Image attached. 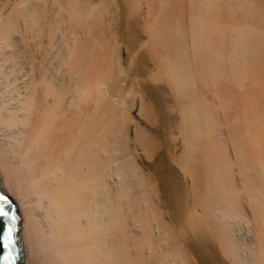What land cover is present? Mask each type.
<instances>
[{"label":"bare ground","instance_id":"6f19581e","mask_svg":"<svg viewBox=\"0 0 264 264\" xmlns=\"http://www.w3.org/2000/svg\"><path fill=\"white\" fill-rule=\"evenodd\" d=\"M219 2L0 0L24 264H264V0Z\"/></svg>","mask_w":264,"mask_h":264},{"label":"water","instance_id":"95a60500","mask_svg":"<svg viewBox=\"0 0 264 264\" xmlns=\"http://www.w3.org/2000/svg\"><path fill=\"white\" fill-rule=\"evenodd\" d=\"M0 196L7 198L8 203L4 205L9 217L0 216V264H24V252L20 243L19 230L22 222L20 211L14 200L6 193L0 184ZM14 215L13 221L10 217ZM11 227V243L7 248L4 246L5 230ZM5 255H9L10 259L5 260Z\"/></svg>","mask_w":264,"mask_h":264},{"label":"rangeland","instance_id":"374dc122","mask_svg":"<svg viewBox=\"0 0 264 264\" xmlns=\"http://www.w3.org/2000/svg\"><path fill=\"white\" fill-rule=\"evenodd\" d=\"M233 2V0H220V7L218 8L219 9V16H220V22L222 23V25H234V23L235 24H244V23H248L249 25H252L253 23H254V25H256L257 23H256V20H255V22H253L252 23V21H254V19L252 20V21H250V17H248V16H246V14L244 13V12H242V11H239L238 10V12L236 11L235 13L232 11V8H231V11H230V7H231V5L232 4H230V3H232ZM229 5V6H228ZM222 7V8H221ZM234 15V16H233ZM256 23V24H255ZM253 26V25H252ZM252 26H250V27H252ZM201 141H203L202 143L200 142V148L199 149H201V153H199V151H198V154L200 155L198 158H199V161L197 160V173L198 172H200V173H198V174H201L203 177H204V180H205V182L208 180V178H207V172L209 171V169H208V167L205 165V159H204V154L202 153V151H204L203 149H204V146H203V144L206 142V141H204V139L203 140H201ZM202 147H203V149H202ZM197 158V159H198ZM202 159V160H201ZM204 159V160H203ZM200 161H201V163H200ZM204 161V162H203ZM199 163V164H198ZM204 163V164H203ZM206 167V168H205ZM204 168V169H203ZM203 169V170H202ZM202 172H206L205 174L203 173L202 174ZM202 177V178H203ZM201 184V182L200 181H198L197 180V182H196V185H198L197 187H198V189H201L202 190V185H200ZM199 191V192H202V191ZM201 195H204L203 193H201Z\"/></svg>","mask_w":264,"mask_h":264},{"label":"snow or ice","instance_id":"6c2138e0","mask_svg":"<svg viewBox=\"0 0 264 264\" xmlns=\"http://www.w3.org/2000/svg\"><path fill=\"white\" fill-rule=\"evenodd\" d=\"M8 203V200L7 198L3 197V196H0V216L2 217H9V212L5 210L4 208V205ZM13 221L15 220V216L12 215L10 217ZM11 227H8L6 230H5V233H4V246L5 248H7L9 246V244L11 243ZM5 260H9L10 259V256L9 255H5L4 257Z\"/></svg>","mask_w":264,"mask_h":264}]
</instances>
